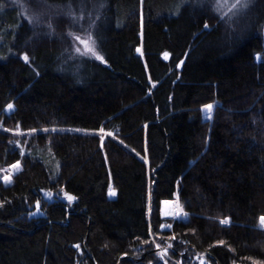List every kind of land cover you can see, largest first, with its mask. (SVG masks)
I'll return each mask as SVG.
<instances>
[{
  "label": "trees",
  "instance_id": "obj_1",
  "mask_svg": "<svg viewBox=\"0 0 264 264\" xmlns=\"http://www.w3.org/2000/svg\"><path fill=\"white\" fill-rule=\"evenodd\" d=\"M20 1L0 0V264H264V0Z\"/></svg>",
  "mask_w": 264,
  "mask_h": 264
},
{
  "label": "rangeland",
  "instance_id": "obj_2",
  "mask_svg": "<svg viewBox=\"0 0 264 264\" xmlns=\"http://www.w3.org/2000/svg\"><path fill=\"white\" fill-rule=\"evenodd\" d=\"M22 1V2H21ZM20 1V4L19 5H21V7L22 8H25L26 10H29V1H31V0H21ZM24 1V2H23ZM216 2V4H215V10H217V12L219 13V14H222L224 17H233L236 13H238V12H240L242 9H239V10H236V9H232L231 8V6L233 5V4H235L236 3V0H216L215 1ZM70 11H71V9L70 8H65V9H63V8H60V7H49V8H47L46 9V11L45 12H43L42 11V14H43V16L45 17H48V16H50V17H53V16H55V17H58L57 15L59 14V13H62V14H64V15H66L67 17H72V14L70 13ZM34 16H36V17H38L39 15H38V13H36V14H34ZM84 19V17L80 20V21H82ZM80 21L77 23V25H79L80 24ZM91 32L90 31H82V32H80V33H76V34H74V33H72V32H70V37H72L73 39H74V36H76V35H78V36H80L81 38H83V39H87L88 38V35L90 34ZM74 44H75V48H80L81 49V52H84V48H83V45H81L78 41H76L75 39H74ZM96 51H97V49H96ZM98 52V51H97ZM76 53H78V52H76ZM78 54H80V55H85V56H88V57H91V58H94V59H96L95 58V56H93V55H91V54H88V53H85V54H81V53H78ZM100 55V54H99ZM97 61H99V62H101V63H103L104 64V59H103V61H101V60H99V59H96ZM213 107H212V109L209 111L207 108L205 109V111H204V115L206 116V117H212V111H213V109H214V107H215V105H212ZM11 111H12V109H8L7 110V113H11ZM57 130H59V129H55V131H57ZM51 131H53V129H51ZM36 133H38V132H31V133H23V134H21V135H24V136H30V135H33V134H36ZM106 136H108L107 134L105 135V137ZM26 144H28V142H26ZM22 153L23 154H29V151L27 150V149H22ZM48 154H49V158H50V160H52L53 162H54V159L57 161V159L54 157V159H53V154H52V151L50 150L49 152H48ZM40 159V158H39ZM49 163V162H48ZM56 169H57V171H58V169H59V165H58V168L56 167ZM53 180H54V178H52ZM162 216L165 218V219H177V218H181L182 217V215H184V220L187 218V213H185V212H183V210L179 207V204H178V202L177 201H171V202H169L168 204H163V206H162ZM42 215V212L40 211V209L39 210H36L35 212H33L32 214H31V217H39V216H41ZM264 229V228H263ZM156 241V240H155ZM156 244V243H155ZM157 245V244H156ZM160 249V252L161 253H163L164 252V249H161V248H158V250ZM164 256H167V253L164 255ZM200 259H202V257H199L198 259H197V263L198 264H201V261L202 260H200ZM204 261V260H203ZM205 264H209L208 262H206L205 261Z\"/></svg>",
  "mask_w": 264,
  "mask_h": 264
},
{
  "label": "snow or ice",
  "instance_id": "obj_3",
  "mask_svg": "<svg viewBox=\"0 0 264 264\" xmlns=\"http://www.w3.org/2000/svg\"><path fill=\"white\" fill-rule=\"evenodd\" d=\"M141 3H143V0H141ZM247 7H248V3L246 2V0H236V3L231 6L232 9H236V10H239V9H242V8L243 9H246ZM79 18L82 19L83 17L81 16ZM37 22H39L38 18H37ZM49 27H51V25H49ZM207 27H208V25L205 24V28H207ZM74 39L76 41H78L81 45H83V48H84V52H81V49L79 47L76 48V51L78 53H81V54L88 53V54H91V55L95 56L96 59H99V60L103 61V57L101 55H99V53L96 51V48H95L96 41L91 36V34L88 35V38L87 39H83V38H81L78 35L74 36ZM167 55L168 54L165 53V56L166 57H167ZM257 58L259 59V56ZM23 59H24V61L27 62L29 60V57L25 54L23 56ZM181 63H183V62L181 61ZM13 107L14 106L11 105V104L8 105V108L9 109H12ZM212 107H213L212 105H207L206 106V108L209 111L212 109ZM32 131H35V130L33 129ZM45 131H47V129H45ZM53 131H55V129H53ZM101 131H103V130L101 129ZM11 167L13 169H17V168H20V164H19V162H17V164L12 165ZM3 179H4L5 182H10V177L9 176H4ZM61 191H63V190H61ZM112 194L114 195L115 193L113 192ZM47 195L50 197L52 194L51 193H48ZM64 196L69 201H72V200L75 199L74 196H71V195H69L67 193H64ZM164 203L165 204H168L169 202L168 201H165ZM36 207H37V210H39V207H40L39 201H37ZM230 222H231L230 218H227V219H224V220L221 221V223L224 224V225H229ZM259 224H260V227L261 228H264V216L259 217ZM168 227H171V225H168ZM75 247L79 248L80 246L79 245H75ZM156 247L159 248L160 245L157 244ZM166 253H167V249L165 248L164 249V252L161 253V257H163V255H165ZM201 264H205V261L202 260L201 261Z\"/></svg>",
  "mask_w": 264,
  "mask_h": 264
},
{
  "label": "built area",
  "instance_id": "obj_4",
  "mask_svg": "<svg viewBox=\"0 0 264 264\" xmlns=\"http://www.w3.org/2000/svg\"><path fill=\"white\" fill-rule=\"evenodd\" d=\"M188 217V216H187ZM184 218V215H182V217H181V219H183Z\"/></svg>",
  "mask_w": 264,
  "mask_h": 264
},
{
  "label": "bare ground",
  "instance_id": "obj_5",
  "mask_svg": "<svg viewBox=\"0 0 264 264\" xmlns=\"http://www.w3.org/2000/svg\"><path fill=\"white\" fill-rule=\"evenodd\" d=\"M184 220V219H183Z\"/></svg>",
  "mask_w": 264,
  "mask_h": 264
}]
</instances>
